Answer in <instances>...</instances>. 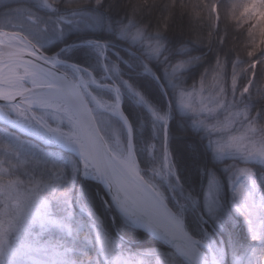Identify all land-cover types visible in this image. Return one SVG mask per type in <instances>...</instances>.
<instances>
[{
	"label": "snow or ice",
	"instance_id": "obj_1",
	"mask_svg": "<svg viewBox=\"0 0 264 264\" xmlns=\"http://www.w3.org/2000/svg\"><path fill=\"white\" fill-rule=\"evenodd\" d=\"M115 7L0 0V264H264V0Z\"/></svg>",
	"mask_w": 264,
	"mask_h": 264
},
{
	"label": "trees",
	"instance_id": "obj_2",
	"mask_svg": "<svg viewBox=\"0 0 264 264\" xmlns=\"http://www.w3.org/2000/svg\"><path fill=\"white\" fill-rule=\"evenodd\" d=\"M136 2L137 0H115V12H118L120 15H123L124 12L129 10L130 3ZM159 2H166V0H158V3ZM185 2L187 3L189 2V0H185ZM191 2H195V0H191ZM206 2L211 3L212 0H206ZM233 2H235V0H220V3L223 5V7L220 9L221 34L224 33L225 29L228 30V35L224 45V51L231 52L235 55H238L242 60H246V52L241 43V39L239 38V33L235 32V30L233 29L232 22L230 20H225L224 18L225 9L228 8ZM160 15L161 13L158 9L152 12L151 19L153 20V23H155V21L160 17ZM171 24L173 34L181 35L184 39H199L202 41V43H199L196 46L203 49L205 52L208 51V41L205 35L207 32L206 17L202 23L198 24L196 20L191 17V15H185L183 18L177 15L175 19L171 22ZM212 44L214 48L218 47L215 43V37H213Z\"/></svg>",
	"mask_w": 264,
	"mask_h": 264
}]
</instances>
